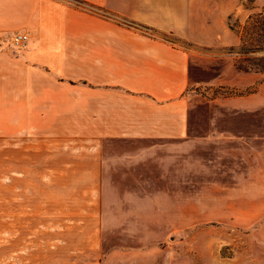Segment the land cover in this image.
Instances as JSON below:
<instances>
[{
	"label": "rangeland",
	"instance_id": "obj_1",
	"mask_svg": "<svg viewBox=\"0 0 264 264\" xmlns=\"http://www.w3.org/2000/svg\"><path fill=\"white\" fill-rule=\"evenodd\" d=\"M240 4L246 15L230 20L238 44L177 41L190 54V128L200 140L193 183L171 186L181 199L156 197L152 186L140 202L118 200L121 187L99 191L68 138L28 135L24 121L17 132L0 89V264H264V74L235 65L242 47L261 44L251 63L264 56V4ZM12 47L1 51L12 58Z\"/></svg>",
	"mask_w": 264,
	"mask_h": 264
},
{
	"label": "crops",
	"instance_id": "obj_2",
	"mask_svg": "<svg viewBox=\"0 0 264 264\" xmlns=\"http://www.w3.org/2000/svg\"><path fill=\"white\" fill-rule=\"evenodd\" d=\"M240 2L0 0V89L9 90L17 132L25 122L28 135L68 138L92 171L90 183L123 188L118 200L145 201L148 186L156 197L183 198L171 186L193 183L200 140L190 128V54L177 41L238 44L228 16L242 20ZM14 34L26 40L9 58L1 50ZM226 101L243 106L240 97Z\"/></svg>",
	"mask_w": 264,
	"mask_h": 264
},
{
	"label": "trees",
	"instance_id": "obj_3",
	"mask_svg": "<svg viewBox=\"0 0 264 264\" xmlns=\"http://www.w3.org/2000/svg\"><path fill=\"white\" fill-rule=\"evenodd\" d=\"M232 16H233L232 14L228 16V26L234 32L233 26L230 23ZM260 47H261V44L257 43V46L252 49H249V48L247 49V48L242 47L240 50H238L237 52H239L240 58L235 63L236 67L242 71L253 70L255 72H260L264 74V56L258 57L256 61L252 63L250 62L251 61L250 58L246 56L249 52L260 50Z\"/></svg>",
	"mask_w": 264,
	"mask_h": 264
},
{
	"label": "built area",
	"instance_id": "obj_4",
	"mask_svg": "<svg viewBox=\"0 0 264 264\" xmlns=\"http://www.w3.org/2000/svg\"><path fill=\"white\" fill-rule=\"evenodd\" d=\"M26 40V36L23 34H14L11 39V44L13 45L12 50L19 52L20 47L23 45V42Z\"/></svg>",
	"mask_w": 264,
	"mask_h": 264
}]
</instances>
